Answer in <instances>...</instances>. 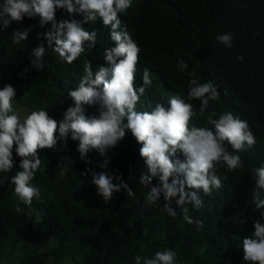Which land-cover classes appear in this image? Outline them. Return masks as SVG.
Wrapping results in <instances>:
<instances>
[{
	"label": "trees",
	"instance_id": "1",
	"mask_svg": "<svg viewBox=\"0 0 264 264\" xmlns=\"http://www.w3.org/2000/svg\"><path fill=\"white\" fill-rule=\"evenodd\" d=\"M120 17L130 21L141 48L137 87L145 67L153 73V86L141 97L138 110L150 111L144 97H148L146 103L163 102L173 86L186 93V76L175 67L182 58L201 82L212 81L220 91V101L212 102L193 122L204 126L210 112L218 116L230 111L248 121L257 144L239 153L244 168L227 173L221 189L213 190L211 196L198 190L204 206L197 212L188 205L192 215L204 220V227L197 231L195 225L186 224L179 209L176 218L163 212V197L159 207L145 206L148 189L139 184V178L146 167L139 155L141 145L131 134L110 151L106 167L101 166L105 158L95 150L87 155L90 164L82 161L79 142L69 137L67 148L58 143L55 150L41 153L43 164L33 183L41 188L43 203L34 201L32 207L44 213L42 224L34 223L35 212L31 216L16 212L19 201L10 183L0 188V264H62L66 258L75 264H134L136 254L151 257L165 248L177 253V264H247L241 240L254 230L253 219H261L252 203L250 168L264 163V0H144ZM57 18L67 17L58 11ZM75 19L83 20V15L77 13ZM29 27L28 40L12 44L11 33ZM47 27L39 26L38 17H25L22 24L14 22L0 32V87L11 84L17 90L14 107L22 116L43 107L60 120L72 104L67 92L75 89L84 61L89 60L93 74L107 66L103 60L107 36L102 21L86 25L98 32L97 43L75 64L67 65L48 47L43 36ZM228 31L235 34L231 48L215 39ZM41 44L47 52L45 69L38 71L31 67L30 53ZM238 55L244 60H237ZM183 97L187 100V94ZM192 103L199 107V101ZM85 108L89 116L98 114L97 107ZM64 156L71 157L74 166L61 176L58 164ZM89 168L120 176L135 196L127 197L121 190L106 205L90 184L91 173L82 175ZM218 174L223 178L225 169L219 168ZM20 206L26 213L27 208ZM241 213L249 218L244 226L234 223Z\"/></svg>",
	"mask_w": 264,
	"mask_h": 264
},
{
	"label": "clouds",
	"instance_id": "2",
	"mask_svg": "<svg viewBox=\"0 0 264 264\" xmlns=\"http://www.w3.org/2000/svg\"><path fill=\"white\" fill-rule=\"evenodd\" d=\"M142 1L0 0V32L6 31L14 22L22 24L25 17H38L41 28L48 26L43 33L48 47L59 62L67 65L75 64L97 43L98 32L89 30L86 25H94L99 20L106 29L103 60L107 66H101L93 74L89 60L84 61L83 74L75 89L67 92L72 104L63 112L62 119L53 118L43 107L22 116L14 107L17 90L11 84L0 87V188L10 183L19 201L16 212L29 216L35 212L36 224H42L44 219V213L32 207L34 201L43 203L41 188L33 183L43 164L41 153L55 150L58 143L67 148L69 137L79 142L77 151L82 161L90 164L87 155L95 150L105 158L101 166L106 167L110 162V151L131 134L141 145L139 155L146 167L139 178V184L148 189L145 206L159 207L163 197L162 211L176 218L179 209L186 224L195 225L197 231L204 227V220L191 214L204 206L198 190L211 196L213 190L221 189L228 180L227 173L244 168L239 153L250 151L257 144L248 121L230 111H222L218 116L214 111L210 112L204 126L193 122L204 115L212 102L220 101V91L212 81L201 82L196 71H189L188 63L182 58L175 67L186 76V93L173 86L163 102L146 103L148 97H144V104L152 107L150 111L138 110L141 97L153 86V73L145 67L137 87L141 48L135 41L130 21L120 14L135 10ZM58 11L67 18L58 19ZM77 13L83 15V20L75 19ZM31 31V27L13 31L12 44L27 41ZM215 39L225 48H231L235 34L228 31L218 34ZM46 52L43 44L32 49V68L45 69ZM236 59L243 61L244 57L238 55ZM186 94L187 100L183 97ZM192 101H199V107ZM85 106L97 107L98 114L87 115ZM16 158H19L18 167ZM61 161L59 174L64 176L74 162L69 156L61 157ZM221 167L225 169L223 178L218 174ZM14 169L15 173L9 175ZM89 173L90 184L96 187L97 195L106 205L121 190L127 197L135 196L120 176L90 168L82 175ZM250 174L254 182L252 203L264 219V163L252 166ZM154 179L158 181L156 184H153ZM114 180L118 182L114 183ZM20 204L27 208L26 213ZM188 205H191V211ZM248 219L241 213L234 223L244 226ZM261 219H253L254 230L241 240L240 249L247 264H264V223ZM134 264H177V253L165 248L157 250L151 257L136 254Z\"/></svg>",
	"mask_w": 264,
	"mask_h": 264
},
{
	"label": "rangeland",
	"instance_id": "3",
	"mask_svg": "<svg viewBox=\"0 0 264 264\" xmlns=\"http://www.w3.org/2000/svg\"><path fill=\"white\" fill-rule=\"evenodd\" d=\"M10 263H11V261L8 264H10ZM5 264H7V263H5ZM62 264H75V263L72 261L71 258H66Z\"/></svg>",
	"mask_w": 264,
	"mask_h": 264
}]
</instances>
